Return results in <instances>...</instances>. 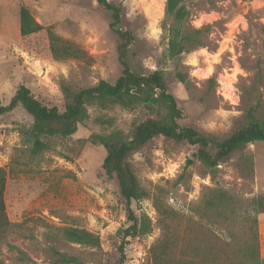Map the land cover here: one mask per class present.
I'll return each instance as SVG.
<instances>
[{
  "label": "rangeland",
  "instance_id": "1",
  "mask_svg": "<svg viewBox=\"0 0 264 264\" xmlns=\"http://www.w3.org/2000/svg\"><path fill=\"white\" fill-rule=\"evenodd\" d=\"M110 1L123 5L121 26L136 34L130 50L134 70L163 71L183 111L182 125L223 139L246 123L250 106L257 105L258 117H264V0H185L188 22L208 31V46L173 58L161 27L166 0ZM21 6L41 30L21 35ZM110 22L97 0H0V104L26 84L41 101L63 109L62 84L80 89L101 79L114 82L121 65ZM49 31L87 56L54 58ZM179 71L189 86L179 80ZM89 113L70 136H42L50 147L37 156L31 154L32 116L17 107L0 119L10 221L0 234V264H66L56 251L77 256L82 264L118 262L119 232L130 222L118 180L103 169L106 149L91 136L114 129L129 133L147 113L140 107L96 106ZM196 151V145L157 136L130 157L147 192L132 208L147 214L150 231L126 238L123 264H156V252L162 264H233L254 237L264 258V211L253 203L264 202V142L244 146L214 171ZM209 200L215 205L207 213ZM66 226L93 231L101 245L67 240L61 231ZM168 239L171 247L164 252Z\"/></svg>",
  "mask_w": 264,
  "mask_h": 264
},
{
  "label": "trees",
  "instance_id": "2",
  "mask_svg": "<svg viewBox=\"0 0 264 264\" xmlns=\"http://www.w3.org/2000/svg\"><path fill=\"white\" fill-rule=\"evenodd\" d=\"M100 6L109 11L110 27L118 38L117 54L121 65V74L110 82L101 79L97 84L80 89H73L68 84H62L65 97L64 108L58 105H48L41 101L26 84H21L8 104H0V119L11 113L15 108H24L32 117L30 128L31 154L37 156L50 147L42 136H70L77 132L80 123L90 117L89 108L99 107L103 110L121 107L124 109L143 108L147 117L136 122L129 133L114 129L108 132H98L91 136L94 144L105 147L106 155L103 169L109 177H115L119 184V193L125 202L129 225L120 229L123 237L119 246L120 258L116 264H123L126 258L125 243L127 237L148 234L150 220L146 213L138 215L132 208L134 201L147 196L135 174L130 157L141 147L157 136H164L176 141H184L197 146L195 157L208 169L214 171L220 163L227 161L234 152L248 144L264 142V117H258V106H250L246 112V123L238 127L230 136L220 139L212 134H204L190 125H182L183 111L178 106L176 97L169 92L167 80L162 70L156 69L148 74L134 70L130 50L136 41V34L131 29L121 26L123 5L110 0H97ZM190 13L185 0H166L165 18L162 22L164 38L168 41L170 57L190 53L197 48L207 47V33L203 27L189 24ZM42 25L36 21L26 6L20 8V33L27 36L38 32ZM52 55L56 59L85 58L87 53L79 45L59 37L49 31ZM177 77L189 86L185 74L177 72ZM193 160L187 161L186 167ZM7 171L0 167V234L5 232L10 221L5 206V187ZM264 211V202L253 199ZM215 203L207 201L205 210H211ZM62 235L67 240L91 247L101 245L100 236L86 228L66 226L61 228ZM171 239L164 244V252L171 247ZM240 262L233 264H264L260 256L257 238L254 237L243 250ZM57 260L66 264H82L77 256L56 251ZM161 253L156 252V264H162ZM232 263V258L226 259ZM216 262V261H215ZM224 264V263H222Z\"/></svg>",
  "mask_w": 264,
  "mask_h": 264
},
{
  "label": "bare ground",
  "instance_id": "3",
  "mask_svg": "<svg viewBox=\"0 0 264 264\" xmlns=\"http://www.w3.org/2000/svg\"><path fill=\"white\" fill-rule=\"evenodd\" d=\"M151 7V6H150Z\"/></svg>",
  "mask_w": 264,
  "mask_h": 264
}]
</instances>
